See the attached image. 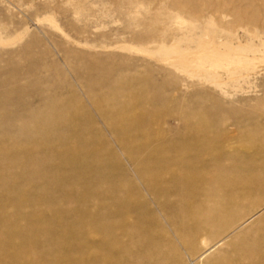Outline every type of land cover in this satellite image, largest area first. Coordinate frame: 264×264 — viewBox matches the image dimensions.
Here are the masks:
<instances>
[{"label":"rangeland","instance_id":"1","mask_svg":"<svg viewBox=\"0 0 264 264\" xmlns=\"http://www.w3.org/2000/svg\"><path fill=\"white\" fill-rule=\"evenodd\" d=\"M166 3L0 0V36L21 34L0 44L1 115L36 113L0 127V264L148 260L156 242L182 248L176 229L264 176V63L245 83L226 79L224 93L152 57L173 40L193 49L195 23L264 52V0H235L257 13L248 26L227 9L192 18ZM105 217L119 228L116 245ZM263 235L264 211L215 260L264 264L240 256Z\"/></svg>","mask_w":264,"mask_h":264},{"label":"bare ground","instance_id":"2","mask_svg":"<svg viewBox=\"0 0 264 264\" xmlns=\"http://www.w3.org/2000/svg\"><path fill=\"white\" fill-rule=\"evenodd\" d=\"M163 1L166 3L165 0ZM166 4L168 7L183 11L187 16L192 18L203 15L207 16L209 14L207 19H210L219 9H227L231 12L229 15H233L234 19L236 18L239 23H244L246 26L252 24V17L255 18L254 15H257L255 12H252V14L248 13L250 11L249 9V11L246 10L248 7L243 8L244 6H237L238 4H235V0H169ZM263 11L261 10L262 15H264ZM261 16H259V18ZM255 21L254 23L257 22ZM195 24L188 25L189 30L192 31V29L200 28L202 33L199 32L200 34L198 33L199 35L197 37H195L197 34L194 35L193 33L188 35V40L194 43L193 49H185L182 47L183 42L182 44L180 43L182 40H173L172 43L170 42V46H160L158 44L160 47L156 53L152 54V57L155 58V60L161 57L160 60L162 59L164 63L170 65L174 70L176 69L175 71H183L184 75H186L185 72H189L188 69L193 70V75L201 77L202 80L212 85L214 89H219L222 92H224L225 88L229 87V83L226 79H230V81L235 84L245 83L250 76L256 72L259 65L264 63V52H259V49H254L249 40H244L245 46H243L244 48L241 47L242 41L238 33L218 35L214 33V31L208 30L206 24H204V26ZM246 34L248 35L249 33H243L241 37L244 38ZM260 34L264 35V33ZM20 37L21 34L12 39L0 36V44L13 43L18 41ZM17 91V89L10 90L7 91L6 94L14 95ZM3 105L4 104L0 102V107ZM25 113L26 112L22 109H17V111L1 115L0 110V118H2L0 127L12 129L14 124L12 120L14 117L20 116V119L23 117L32 119L36 116L34 110L27 114ZM20 123H22V121H20ZM217 138L218 136L214 138L212 136L209 140L213 142ZM242 187L243 192L231 204L225 205L224 202H221L215 209H208L207 216L201 221L192 218L195 221L191 224L184 225V227L181 226L176 230L174 229L175 232L179 231L177 240L182 244V248L179 249L174 246L169 249V251H165V248H162V245L156 242V256L148 260H145L146 257H143L144 255L138 256L135 260L123 263L124 255L123 253H118L119 255L115 259L114 264H220L215 259L218 256H225L228 254V249L230 245L233 244L230 242L226 245L224 239L231 237L232 234L243 229L252 221L255 215H259L264 211V176H259V178L251 179V181L248 182L244 181ZM246 190L249 192H245ZM210 191L212 192V190H207L208 195L213 194ZM218 193L220 194L221 191H218ZM105 219L107 222L111 223H105L104 232L107 238L106 242L116 245L115 240L119 228L111 222V217H105ZM257 224H259V222H257ZM211 229H222L223 232L221 233V237L215 240V238H213L215 232L211 231ZM134 230H136V228H134ZM262 239H264V235ZM232 240L234 241V238ZM251 246V248L244 249L240 256L247 258L255 254L264 259V241H256ZM108 256L104 254L102 257L105 263L106 260H108L107 258H109ZM8 264L17 263L11 262Z\"/></svg>","mask_w":264,"mask_h":264}]
</instances>
